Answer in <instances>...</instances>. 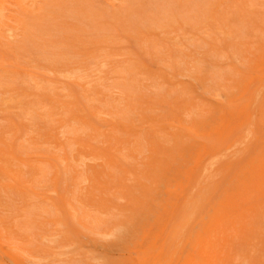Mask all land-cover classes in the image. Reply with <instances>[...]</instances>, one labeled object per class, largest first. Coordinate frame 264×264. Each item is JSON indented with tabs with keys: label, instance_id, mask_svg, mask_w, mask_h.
<instances>
[{
	"label": "rangeland",
	"instance_id": "rangeland-1",
	"mask_svg": "<svg viewBox=\"0 0 264 264\" xmlns=\"http://www.w3.org/2000/svg\"><path fill=\"white\" fill-rule=\"evenodd\" d=\"M183 263L264 264V0H0V264Z\"/></svg>",
	"mask_w": 264,
	"mask_h": 264
},
{
	"label": "bare ground",
	"instance_id": "bare-ground-1",
	"mask_svg": "<svg viewBox=\"0 0 264 264\" xmlns=\"http://www.w3.org/2000/svg\"><path fill=\"white\" fill-rule=\"evenodd\" d=\"M214 46V45H213ZM211 49V48H210ZM211 51V50H210ZM2 81V80H1ZM75 82V81H74ZM3 87V86H2ZM5 88V87H4ZM242 92V91H241ZM2 97V96H1ZM180 108V107H179ZM79 109V108H78ZM21 121V120H20ZM244 121V120H243ZM245 122V121H244ZM246 125V124H245ZM243 126V125H242ZM73 129V128H72ZM246 129V128H245ZM75 131V130H74ZM85 131V130H84ZM257 133V132H256ZM79 136V135H78ZM215 136V135H214ZM17 148V147H16ZM29 151V150H28ZM206 176V175H205ZM207 181V180H206ZM203 182V181H202ZM55 183V182H54ZM206 183V182H205ZM204 183V184H205ZM67 185V184H66ZM201 185H202V183H201ZM203 186V185H202ZM205 189V188H204ZM203 189V190H204ZM202 190V191H203ZM197 192V191H196ZM199 193H201V192H199ZM202 194V193H201ZM194 195V194H193ZM196 195H198V194H196ZM191 196V195H190ZM200 196V195H199ZM197 196H195V198H196ZM193 199H194V197H193ZM200 199H201V197H200ZM186 201H188V199L186 200ZM200 201V200H199ZM190 202V201H189ZM193 202H194V200H193ZM193 202H191V203H193ZM201 202V201H200ZM199 202V203H200ZM187 203V202H186ZM195 205V204H194ZM188 207V206H187ZM191 208V207H190ZM23 210V209H22ZM193 210H195V209H193ZM193 210H190V211H192L193 212ZM48 211V210H47ZM29 214V213H28ZM75 218V217H74ZM189 222V221H188ZM178 224V223H177ZM176 224V225H177ZM181 224V223H180ZM25 225V224H24ZM178 226V225H177ZM184 226H186V224L184 225ZM26 227V226H25ZM176 227V226H175ZM121 228V227H120ZM118 231H119V229H118ZM179 234V233H178ZM103 236V235H102ZM172 236V235H171ZM178 236V235H177ZM184 236L182 235V238H183ZM172 238V237H171ZM191 244H193V243H191ZM175 247H176V245H175ZM22 252V251H21ZM25 252V251H24ZM187 254H189V253H187ZM186 254V255H187ZM185 256V255H184ZM191 256V255H190ZM186 257V256H185ZM32 258H34V257H32ZM186 259H187V257H186ZM188 260V259H187ZM18 263V262H17ZM184 264V263H183ZM187 264V263H186Z\"/></svg>",
	"mask_w": 264,
	"mask_h": 264
}]
</instances>
